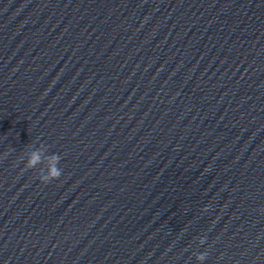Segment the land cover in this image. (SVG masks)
Segmentation results:
<instances>
[{"label": "water", "instance_id": "water-1", "mask_svg": "<svg viewBox=\"0 0 264 264\" xmlns=\"http://www.w3.org/2000/svg\"><path fill=\"white\" fill-rule=\"evenodd\" d=\"M0 264H264V0H0Z\"/></svg>", "mask_w": 264, "mask_h": 264}, {"label": "clouds", "instance_id": "clouds-1", "mask_svg": "<svg viewBox=\"0 0 264 264\" xmlns=\"http://www.w3.org/2000/svg\"><path fill=\"white\" fill-rule=\"evenodd\" d=\"M38 159H39V154L37 152L30 153L28 161H27V166L33 167L34 166V162L36 160H38ZM53 173L56 174V175H59V170H54ZM198 259L202 261L204 259V255L203 254L199 255Z\"/></svg>", "mask_w": 264, "mask_h": 264}]
</instances>
